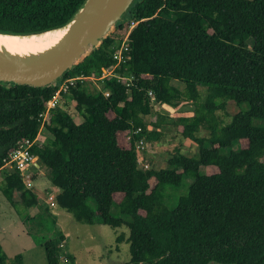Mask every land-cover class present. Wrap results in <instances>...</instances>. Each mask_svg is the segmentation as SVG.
Here are the masks:
<instances>
[{"label": "trees", "instance_id": "1", "mask_svg": "<svg viewBox=\"0 0 264 264\" xmlns=\"http://www.w3.org/2000/svg\"><path fill=\"white\" fill-rule=\"evenodd\" d=\"M85 1L0 0V33L60 28ZM131 21L137 24L126 40L128 61L116 66L112 55ZM113 67L133 77L129 87L107 77L96 81L107 95L89 88L90 78ZM74 77L86 79L43 121L58 86ZM180 99L193 106L191 115L173 121L153 112L152 100L177 107ZM229 101L246 109L230 116ZM254 120L264 122V0H136L100 47L55 85L0 83V169L20 141L36 140L31 153L58 191V207L82 224L125 227L126 264H264V126ZM170 125L198 145L197 156L174 150L163 169L139 167L137 141L159 142ZM41 128L50 134L46 141L38 139ZM201 130L207 138H197ZM233 145L236 151L221 153ZM188 176L187 193L168 209L164 188ZM1 190L14 207L15 192L23 208L38 205L17 171L4 174ZM64 241L58 232L43 243L46 264H74L71 256L61 260ZM22 259L0 249V264Z\"/></svg>", "mask_w": 264, "mask_h": 264}, {"label": "rangeland", "instance_id": "2", "mask_svg": "<svg viewBox=\"0 0 264 264\" xmlns=\"http://www.w3.org/2000/svg\"><path fill=\"white\" fill-rule=\"evenodd\" d=\"M175 84L180 90H183V85ZM89 88L91 90L94 88L100 89L105 95L108 93L102 90L100 84L96 81L90 84ZM200 90H203V88ZM151 105L153 112L157 111L162 115L169 116L173 121L177 119L179 113L191 115L193 112V106L183 101V99L177 101V107L167 104L159 105L154 100L151 101ZM245 109V105L239 108L233 102H227L226 111L230 116ZM67 110L74 115L72 103H69ZM76 120L79 122L78 118ZM223 120L225 121L224 124L230 121L227 118ZM252 124L254 126H264V122L259 120H254ZM176 128L171 125L165 127L161 130L163 137L159 142L148 143L145 151L138 152L139 160L148 163L149 169L159 170L165 168L167 160L174 150H179L181 154L190 158L197 156L198 145L180 136ZM38 137L39 140L46 141L50 138V134L41 129ZM207 137L208 134L202 130L197 134V138ZM204 145L208 146L206 143ZM236 150V145H233L231 148L221 151V153L227 154ZM40 169V171L33 170L31 186H26L38 198V205L28 209L21 206L19 193L15 192L12 195L16 207L5 197L1 190L2 178L5 173L12 171L9 169L0 171V249L10 258L22 255V264H46L43 243L52 238L54 234L62 232L66 237L62 247V261H65V256H71L74 259V264L128 263V244L125 240L128 236L127 229L125 227L111 229L97 222L93 225L77 222L71 214L58 207L55 199L58 191L50 186L45 169L42 167ZM201 172L205 173L206 169ZM213 172H215L214 169L207 171L208 174ZM191 183L192 178L188 176L182 180L179 187L164 188L161 198L164 200L165 206L168 209L175 208L178 198L187 193ZM110 212L113 216H116L115 206L111 208ZM119 236H123L120 243L117 242ZM209 264L218 263L211 262Z\"/></svg>", "mask_w": 264, "mask_h": 264}, {"label": "water", "instance_id": "3", "mask_svg": "<svg viewBox=\"0 0 264 264\" xmlns=\"http://www.w3.org/2000/svg\"><path fill=\"white\" fill-rule=\"evenodd\" d=\"M135 1L86 0L66 25L53 29L66 28L64 35L54 46L41 53L23 57L0 52V83L35 88L55 85L66 72L100 47L102 41L115 31L117 24Z\"/></svg>", "mask_w": 264, "mask_h": 264}, {"label": "built area", "instance_id": "4", "mask_svg": "<svg viewBox=\"0 0 264 264\" xmlns=\"http://www.w3.org/2000/svg\"><path fill=\"white\" fill-rule=\"evenodd\" d=\"M137 24V22L131 21L128 27V32L120 44L119 48L113 53L112 58L116 63V66L125 64L128 61L127 52H128V46L126 43L127 36L130 32V30ZM107 77H114L117 79L118 82H122L126 87L130 86L131 81L133 80V77H121L116 74L115 67L111 69H102L101 74L98 78H90L92 82L103 80ZM84 77H74L69 78L61 82V84L58 86L57 90L55 91L52 99L47 103L46 110L43 114L40 115V118L45 121L47 118L48 113L50 110L54 109L57 102L61 98L62 94L67 93L70 87H72L76 81H83ZM148 96L152 97V92H148ZM42 129V128H41ZM141 132V130L138 128L135 131L132 132V135H137ZM131 139V135L128 136L127 140L129 141ZM36 141V140H35ZM35 141L30 140H23L20 141L16 147L8 154L7 157H5L2 160V167L0 170L3 169H9L10 171H17L24 182L25 186L30 187L31 183L33 181V173L34 169H36V163H37V157L31 153V148L33 147ZM147 142L141 138L137 141V149L139 153H142L147 148ZM138 165L139 167L147 170L149 169L148 163H145L138 159ZM63 247V245H61Z\"/></svg>", "mask_w": 264, "mask_h": 264}, {"label": "bare ground", "instance_id": "5", "mask_svg": "<svg viewBox=\"0 0 264 264\" xmlns=\"http://www.w3.org/2000/svg\"><path fill=\"white\" fill-rule=\"evenodd\" d=\"M65 31L66 28L22 37L0 35V52L5 51L18 57L41 53L54 46L64 35Z\"/></svg>", "mask_w": 264, "mask_h": 264}, {"label": "crops", "instance_id": "6", "mask_svg": "<svg viewBox=\"0 0 264 264\" xmlns=\"http://www.w3.org/2000/svg\"><path fill=\"white\" fill-rule=\"evenodd\" d=\"M40 168H41V167L36 163V169L40 171V170H41ZM63 235H64V234H63ZM64 236H65V235H64ZM65 238H66V237H65ZM3 252H4V251H3ZM6 256H7V255H6Z\"/></svg>", "mask_w": 264, "mask_h": 264}]
</instances>
